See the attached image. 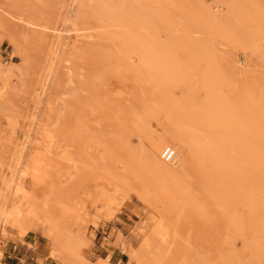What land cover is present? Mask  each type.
Here are the masks:
<instances>
[{
    "label": "rangeland",
    "instance_id": "rangeland-1",
    "mask_svg": "<svg viewBox=\"0 0 264 264\" xmlns=\"http://www.w3.org/2000/svg\"><path fill=\"white\" fill-rule=\"evenodd\" d=\"M1 89L0 264H264V0H0Z\"/></svg>",
    "mask_w": 264,
    "mask_h": 264
},
{
    "label": "bare ground",
    "instance_id": "bare-ground-1",
    "mask_svg": "<svg viewBox=\"0 0 264 264\" xmlns=\"http://www.w3.org/2000/svg\"><path fill=\"white\" fill-rule=\"evenodd\" d=\"M1 74H2V72H1ZM4 96H5V92L1 89L0 90V99H3L4 98ZM37 178V177H36ZM18 186V185H17ZM23 188V187H22ZM22 188L19 186V188L17 187V189L16 190H20V191H22ZM25 194V193H24ZM15 206V205H14ZM8 212H10L8 215H10V217L8 216V217H5L4 215V219L1 221V223H0V229H3V231L4 232H6V233H8V232H10L9 231V228L10 227H14V226H16V225H19L20 224V221H21V215H22V210H21V207L20 206H16V207H13L12 209H11V211H8ZM3 214V213H2ZM30 214H32V212L30 213ZM6 216H7V213H6ZM1 218V217H0ZM23 219V218H22ZM25 219V218H24ZM22 224H24V223H22ZM12 227V228H13ZM24 227V226H23ZM7 228V229H6ZM11 228V229H12ZM22 228V227H21ZM22 230V229H21ZM26 231V230H25ZM164 232V231H163ZM166 233V232H165ZM20 235H22V234H20ZM24 235V234H23ZM23 235H22V237H23ZM57 236V235H56ZM166 237V236H165ZM58 239V238H57ZM59 241V240H58ZM56 247H58V245L52 240V245H51V247L49 248V251H50V253H51V255H52V257L54 256V253L56 252ZM50 255V254H49Z\"/></svg>",
    "mask_w": 264,
    "mask_h": 264
},
{
    "label": "built area",
    "instance_id": "built-area-1",
    "mask_svg": "<svg viewBox=\"0 0 264 264\" xmlns=\"http://www.w3.org/2000/svg\"><path fill=\"white\" fill-rule=\"evenodd\" d=\"M15 250H16V246L14 245L13 248H12V253H14ZM19 261H20V263H24V261L21 260V259Z\"/></svg>",
    "mask_w": 264,
    "mask_h": 264
}]
</instances>
